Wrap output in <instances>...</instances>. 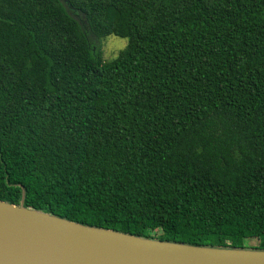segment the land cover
Masks as SVG:
<instances>
[{
  "label": "trees",
  "instance_id": "trees-1",
  "mask_svg": "<svg viewBox=\"0 0 264 264\" xmlns=\"http://www.w3.org/2000/svg\"><path fill=\"white\" fill-rule=\"evenodd\" d=\"M0 200L264 250V0H0Z\"/></svg>",
  "mask_w": 264,
  "mask_h": 264
},
{
  "label": "water",
  "instance_id": "water-1",
  "mask_svg": "<svg viewBox=\"0 0 264 264\" xmlns=\"http://www.w3.org/2000/svg\"><path fill=\"white\" fill-rule=\"evenodd\" d=\"M0 264H264V250L145 238L0 200Z\"/></svg>",
  "mask_w": 264,
  "mask_h": 264
},
{
  "label": "rangeland",
  "instance_id": "rangeland-1",
  "mask_svg": "<svg viewBox=\"0 0 264 264\" xmlns=\"http://www.w3.org/2000/svg\"><path fill=\"white\" fill-rule=\"evenodd\" d=\"M76 18L82 21L81 17H76ZM92 40H94V38H92ZM94 42L95 43L97 42V45L100 47L102 60L105 62H109L117 56L119 51H121L126 47L128 40L115 36H107L98 41L94 40Z\"/></svg>",
  "mask_w": 264,
  "mask_h": 264
}]
</instances>
